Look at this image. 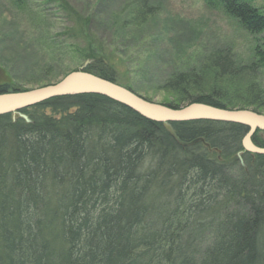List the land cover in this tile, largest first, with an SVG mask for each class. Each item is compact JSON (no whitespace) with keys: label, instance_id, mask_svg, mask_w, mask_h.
<instances>
[{"label":"trees","instance_id":"trees-1","mask_svg":"<svg viewBox=\"0 0 264 264\" xmlns=\"http://www.w3.org/2000/svg\"><path fill=\"white\" fill-rule=\"evenodd\" d=\"M55 1L73 13L80 33L90 30L85 70L122 84L111 50L92 34L96 15ZM205 1L251 33L264 32L254 0ZM158 11L153 0H130L110 30L134 44L142 36L132 29ZM171 47L144 48L136 80L122 85L139 94L138 77L170 91L176 100L162 103L175 108L186 101L264 113L255 66L231 48L185 67L191 61L179 59L190 43ZM174 59L184 67L171 63L162 78L160 66ZM19 90L28 88L0 86V93ZM247 132L238 123L154 121L99 94L0 115V264H264V154L245 150ZM262 132L252 140L264 147Z\"/></svg>","mask_w":264,"mask_h":264},{"label":"rangeland","instance_id":"rangeland-1","mask_svg":"<svg viewBox=\"0 0 264 264\" xmlns=\"http://www.w3.org/2000/svg\"><path fill=\"white\" fill-rule=\"evenodd\" d=\"M101 1L69 0L78 12L84 15L93 12L96 15L92 34L96 32L98 43L101 41L106 50H111L122 84L136 80V69L144 55V48L168 53L171 45L182 41L191 46L189 53H184L179 59L191 61L185 67H198L197 61L201 65L203 58L217 47L231 48L235 58L245 65L255 66L256 81L264 95V32L258 35L251 33L237 19L226 14L223 8L209 7L205 0H153L159 13L144 28L132 29V34L137 32L142 36L139 41L134 38L133 44L121 41L119 34L110 30V20L113 16L118 19L130 0ZM0 3L5 5L0 15V68L12 78L16 87L32 89L56 83L92 62L86 56L88 43L85 36L90 30L80 33L76 17L61 8L59 1L0 0ZM254 5L264 11V0H254ZM101 21H107L108 25L104 27ZM128 47L133 48L126 51ZM167 55L170 57L172 53ZM179 60L162 64L160 76L168 78L172 72L171 63L184 67L185 64ZM128 64L130 66H126ZM125 68L131 74H127ZM137 81L139 95L145 98L161 103L166 99L170 102L176 100L170 91L157 89L152 86L154 84H146L138 77ZM188 104L184 101L181 107ZM250 109L261 110L257 107ZM260 135L264 137L263 132Z\"/></svg>","mask_w":264,"mask_h":264},{"label":"water","instance_id":"water-1","mask_svg":"<svg viewBox=\"0 0 264 264\" xmlns=\"http://www.w3.org/2000/svg\"><path fill=\"white\" fill-rule=\"evenodd\" d=\"M85 68L70 72L56 83L28 90L0 93V115L17 114L23 109L55 97L99 94L107 96L140 115L158 122L208 120L243 124L248 127V132L243 139L245 150L254 154H264V147L258 146L252 140L253 135L258 130L264 131V113L260 111L250 108H220L200 102L175 108L160 102L150 101L128 87L88 72ZM178 141L183 145L192 144V142L187 143L180 139Z\"/></svg>","mask_w":264,"mask_h":264},{"label":"flooded vegetation","instance_id":"flooded-vegetation-1","mask_svg":"<svg viewBox=\"0 0 264 264\" xmlns=\"http://www.w3.org/2000/svg\"><path fill=\"white\" fill-rule=\"evenodd\" d=\"M11 82H12V78H9L7 76V73L6 72H2L1 68H0V86L9 84Z\"/></svg>","mask_w":264,"mask_h":264},{"label":"bare ground","instance_id":"bare-ground-1","mask_svg":"<svg viewBox=\"0 0 264 264\" xmlns=\"http://www.w3.org/2000/svg\"><path fill=\"white\" fill-rule=\"evenodd\" d=\"M148 100H150V101H154V100H152V99H150V98H147ZM156 102V101H155Z\"/></svg>","mask_w":264,"mask_h":264}]
</instances>
